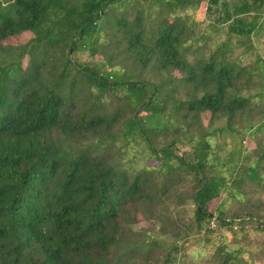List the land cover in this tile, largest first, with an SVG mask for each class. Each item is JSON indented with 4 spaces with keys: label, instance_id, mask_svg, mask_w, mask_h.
Segmentation results:
<instances>
[{
    "label": "trees",
    "instance_id": "16d2710c",
    "mask_svg": "<svg viewBox=\"0 0 264 264\" xmlns=\"http://www.w3.org/2000/svg\"><path fill=\"white\" fill-rule=\"evenodd\" d=\"M133 1L0 2V264H130L134 254L156 248L159 264L205 253L220 264H243L240 248L226 238L248 239V226L264 233V202L251 206L239 187L249 180L264 187L258 173L264 151L243 165L247 141L264 133V118L240 123L250 104L260 101L264 112L261 58V92L242 95L236 88L254 76L244 74L238 59L254 49L264 0L221 2L216 20L227 23L226 37L208 56L197 55L200 46H185L191 16L181 9L197 0H143L142 8ZM128 7L138 8L132 18ZM84 49L91 61L71 57ZM120 62L137 63L138 71ZM149 66L167 79H144ZM109 93L117 102L102 112L98 101ZM205 115L208 124L201 122ZM171 132L178 138L158 145ZM128 145H136L132 161L150 151L155 165L135 170L112 163L110 151ZM213 145L226 149L223 160ZM211 165L234 175L207 176ZM180 174L194 191L178 234L165 243L164 234L145 230L129 240L128 212L161 204Z\"/></svg>",
    "mask_w": 264,
    "mask_h": 264
},
{
    "label": "rangeland",
    "instance_id": "374dc122",
    "mask_svg": "<svg viewBox=\"0 0 264 264\" xmlns=\"http://www.w3.org/2000/svg\"><path fill=\"white\" fill-rule=\"evenodd\" d=\"M10 0H0L2 6L9 3ZM189 3L186 8L181 9L182 14L190 15L191 19L189 22L190 32L188 33V41H186L185 46L188 44H192L195 48L200 46V50L197 55L202 56L205 54L208 56L209 51L213 50L217 43L224 40L226 35L225 31L227 23L225 22H217L216 18L222 15V12H218L220 7H222L221 2L224 0H219L217 4H212L210 0H197ZM228 3H236L237 0H226ZM133 4L142 8L145 5L143 0H134ZM210 6V9L207 7ZM217 7V8H216ZM138 8L128 7L129 17L131 18L136 15ZM180 10V11H181ZM261 16L258 17L259 28L257 29V33L252 35L254 49H251L244 53L238 61L244 67V74L253 72L254 76L252 80H246V75L242 79V81L236 86L237 90H239L240 94L247 95L250 94L252 96H256L261 92L260 82H261V74L258 71V66L256 63L258 62V58H261L264 61V6L262 7ZM253 16V13L247 16V19L250 20ZM217 22V23H216ZM239 43L234 40L233 45V53H239L241 51V47H238ZM234 55V54H233ZM204 56V57H206ZM73 59L78 62H83L86 60L91 61V55L87 50H80L71 56ZM188 59L192 60L193 55L188 54ZM124 64V69H128L129 67H133V71L137 72V63H133L132 65L128 62L121 63L120 66ZM149 69L144 71V75L142 76L144 79L153 80L155 84L160 83L162 80L167 79V74L158 70H153V66H149ZM123 70V69H122ZM179 74L178 72H175ZM177 96L183 95L182 88L178 87L175 92ZM254 100V99H252ZM255 100H258L256 97ZM99 109L102 112L106 110L107 105L114 106L117 102L116 97L113 94H106L101 101H98ZM261 102L257 101V105L252 106V104L245 107L243 113L245 117L240 118V123L243 127H245L248 123H256L259 120L264 118V112L261 110ZM202 124H206L208 122V115H205L201 118ZM220 120L217 122V126L221 125ZM209 123V122H208ZM207 123V124H208ZM213 124V123H212ZM172 138H178L175 133H170L167 136L160 137V144H167ZM218 142H222L218 140ZM228 144V142L226 141ZM64 140L62 141V145H64ZM226 144V145H227ZM248 148L250 149V156L247 160L244 161L243 165L246 168L252 164L257 159V156L264 151V133H256L253 138L247 141ZM214 146V145H213ZM178 150L182 153L188 152L187 149L182 144H178ZM215 148V146H214ZM261 148V149H260ZM103 149V148H102ZM136 145H128L124 147L121 151L111 150L109 158L111 162L122 167L135 168V170H139L144 166H152L155 163L150 159V151H146L138 161H132L131 157L135 153ZM226 149L219 150L215 148V152L219 155V158L223 160ZM99 151H101L99 149ZM118 152V153H117ZM101 153V152H99ZM215 163L212 159L210 160V164ZM244 171V170H243ZM205 175L207 176H225L229 177L234 175L228 166L214 168V165H211L205 170ZM258 173L261 176L262 184L264 186V160L261 162L260 167L258 169ZM157 177H163L164 175L156 174ZM167 174H165L166 176ZM181 175V174H180ZM179 177L176 175V180H171V185L169 189L165 193V197L163 198V202L161 204L154 205L150 208L140 207L137 209H132L128 212V222L131 221L128 225L125 226V236L129 238V240L138 241L139 238L145 235L144 231L146 230L148 233L153 234L155 237H160L164 239L165 243L170 241L168 239V235L178 234L177 228L179 223L183 220L189 218L191 213V207H188L185 204L186 199L192 194L193 183L187 179V177L181 175ZM168 176V175H167ZM240 190H245L246 193L242 194V197L250 198V204L259 205V203L264 202V187L256 185L252 183V180H249L245 183L239 185ZM219 200V199H218ZM174 203L176 206H174ZM250 206V207H251ZM145 208V209H143ZM239 212L241 211L239 207H234ZM264 212V211H262ZM261 213V212H260ZM259 213V214H260ZM163 231V233H162ZM248 239H243L241 241H236V244L229 241L230 237L226 238V244L231 248H240V253L238 254V259L241 261H245L243 264H264V233L255 230L253 227H247ZM229 236V235H227ZM228 240V241H227ZM194 248V247H191ZM195 249V248H194ZM160 249H153L151 253H140L134 254V259L130 262V264H159L160 263ZM139 255V256H138ZM147 256V257H146ZM189 257V256H188ZM184 257L183 263L181 264H220L219 261H215L213 257H209L206 253L197 257L195 255H191L189 258ZM179 264V263H176Z\"/></svg>",
    "mask_w": 264,
    "mask_h": 264
}]
</instances>
